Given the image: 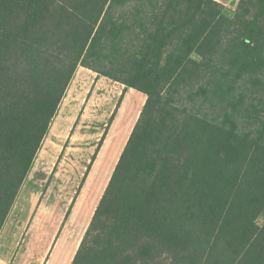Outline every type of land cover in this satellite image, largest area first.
<instances>
[{"label": "trees", "instance_id": "1", "mask_svg": "<svg viewBox=\"0 0 264 264\" xmlns=\"http://www.w3.org/2000/svg\"><path fill=\"white\" fill-rule=\"evenodd\" d=\"M80 66L147 99L72 264H264V0H0V234Z\"/></svg>", "mask_w": 264, "mask_h": 264}, {"label": "rangeland", "instance_id": "2", "mask_svg": "<svg viewBox=\"0 0 264 264\" xmlns=\"http://www.w3.org/2000/svg\"><path fill=\"white\" fill-rule=\"evenodd\" d=\"M217 1L224 4L228 17L234 16L240 2ZM240 85L244 87L245 82ZM197 89H173L170 104L202 118H220L222 104L212 108L200 97L195 102L190 99ZM255 89L247 84L249 102ZM146 99L135 88L82 66L77 69L23 184L32 183L39 190L37 194L31 189L37 204L29 221L23 230L25 218L15 228L17 248L23 250L26 259L29 257L28 264H49L56 245L57 249L66 246L58 264H72ZM227 110L230 112L229 105ZM258 222L263 224L264 216Z\"/></svg>", "mask_w": 264, "mask_h": 264}, {"label": "crops", "instance_id": "3", "mask_svg": "<svg viewBox=\"0 0 264 264\" xmlns=\"http://www.w3.org/2000/svg\"><path fill=\"white\" fill-rule=\"evenodd\" d=\"M31 189H34L38 194L39 190L37 187H34L32 183L26 182L0 234V264H28L29 257L26 259V257L23 256L24 254H22L23 250L20 249L19 251L17 248L19 245V238H17L18 235H15V228L16 224L19 225V221L25 218L21 228L23 230L24 224L29 221L37 204V195L33 194ZM64 248H66V246L61 245V247L57 249L56 245L55 256H53L49 264H58Z\"/></svg>", "mask_w": 264, "mask_h": 264}]
</instances>
